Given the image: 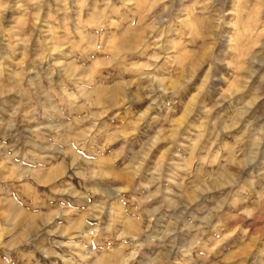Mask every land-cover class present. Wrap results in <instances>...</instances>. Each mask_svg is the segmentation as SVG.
<instances>
[{
	"label": "rangeland",
	"instance_id": "1",
	"mask_svg": "<svg viewBox=\"0 0 264 264\" xmlns=\"http://www.w3.org/2000/svg\"><path fill=\"white\" fill-rule=\"evenodd\" d=\"M0 264H264V0H0Z\"/></svg>",
	"mask_w": 264,
	"mask_h": 264
}]
</instances>
